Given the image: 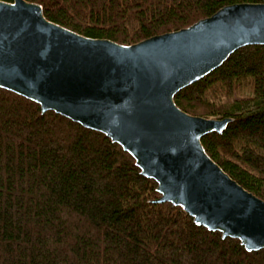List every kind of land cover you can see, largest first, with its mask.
Listing matches in <instances>:
<instances>
[{
  "label": "trees",
  "instance_id": "16d2710c",
  "mask_svg": "<svg viewBox=\"0 0 264 264\" xmlns=\"http://www.w3.org/2000/svg\"><path fill=\"white\" fill-rule=\"evenodd\" d=\"M11 2L12 0H1ZM88 38L133 45L223 7L262 0H26ZM185 113L230 118L201 139L264 201V46L234 52L174 97ZM157 184L104 134L0 89V264H264L236 239L158 203Z\"/></svg>",
  "mask_w": 264,
  "mask_h": 264
},
{
  "label": "water",
  "instance_id": "95a60500",
  "mask_svg": "<svg viewBox=\"0 0 264 264\" xmlns=\"http://www.w3.org/2000/svg\"><path fill=\"white\" fill-rule=\"evenodd\" d=\"M255 45L264 46V0L133 45L73 32L46 19L37 3L0 0V89L104 134L157 184L158 203L181 208L247 252L264 250V201L201 143L231 119L189 115L174 97Z\"/></svg>",
  "mask_w": 264,
  "mask_h": 264
},
{
  "label": "rangeland",
  "instance_id": "374dc122",
  "mask_svg": "<svg viewBox=\"0 0 264 264\" xmlns=\"http://www.w3.org/2000/svg\"><path fill=\"white\" fill-rule=\"evenodd\" d=\"M213 119H215V118H213Z\"/></svg>",
  "mask_w": 264,
  "mask_h": 264
}]
</instances>
